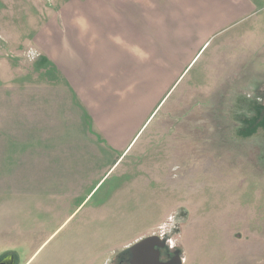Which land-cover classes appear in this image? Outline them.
<instances>
[{
  "label": "rangeland",
  "instance_id": "obj_1",
  "mask_svg": "<svg viewBox=\"0 0 264 264\" xmlns=\"http://www.w3.org/2000/svg\"><path fill=\"white\" fill-rule=\"evenodd\" d=\"M135 1L151 4L154 12L155 0ZM120 2L127 0H0V85L55 78L48 46L54 36L68 38V26L80 29L75 37L84 38L80 44L89 48L90 59L97 51L103 56L111 50L104 39L128 28L129 10ZM244 9L232 11L215 30L179 14L165 25H150V46L160 51L152 61L167 68L166 86L156 97L152 91L148 110L147 103L135 109L130 153L86 197L68 183H33L31 164L20 170L25 184L17 187L16 139L10 133L3 138L0 261L114 264L126 240L168 213L153 231L171 227L166 236L181 240L188 260L264 264V0H249ZM159 15L155 11L152 21ZM58 113L64 119L58 128L64 129L68 108ZM152 131L160 134L150 137ZM171 141L183 159L161 169V180L154 157L153 166L146 160L152 177L142 179L137 167L128 168L143 143L159 148ZM41 176L36 169L34 181Z\"/></svg>",
  "mask_w": 264,
  "mask_h": 264
},
{
  "label": "crops",
  "instance_id": "obj_2",
  "mask_svg": "<svg viewBox=\"0 0 264 264\" xmlns=\"http://www.w3.org/2000/svg\"><path fill=\"white\" fill-rule=\"evenodd\" d=\"M228 1L201 0L198 4L192 0H155L154 12L158 11L161 17H155L156 22L152 21L151 4L145 6L135 0L120 2L122 9L129 10L128 28L126 31L118 29L111 39H104L111 50L103 49V56L97 51L95 60L90 59L89 48L80 44L84 38L75 37L79 28L67 27L68 32H73L70 34L73 39L54 36L48 46L47 58L55 67V78L46 82L0 85V158L5 150L3 138L10 133L16 139V186L25 184L20 170L31 164L33 183L46 182L54 186L68 183V186L77 187L75 194L83 193L86 197L89 187L118 162L135 138L138 122L131 118L135 109L147 103L148 110L152 104V91L156 97L157 92L166 86L164 74L167 68L161 65L162 62L156 65L152 61V56L159 55L160 51H154L150 46L154 42L150 25H165L169 16L179 14L187 22L197 26L212 25L215 30L223 25V19L232 11H246L239 9L246 7L249 0ZM167 10L172 13L168 15ZM87 36L88 29L84 31V37ZM101 58L105 59L100 63ZM59 107L68 108V124L64 129L58 128L59 121L64 120L59 116ZM86 119L90 126L85 123ZM73 124L81 128L73 129ZM159 134L152 131L150 137ZM170 143L168 147L159 148L143 143L128 168L137 167L141 171L140 177L146 179L147 175L152 177L150 166L156 161V178L161 180V169L172 168L183 159L180 152L174 151V142ZM130 151L131 148L124 157ZM152 157L154 164L151 163ZM146 160L150 162L149 168ZM162 161L166 163L164 166ZM35 168L42 176L34 181ZM159 221L145 232L132 235L117 251L122 252L140 238L154 233ZM175 242L177 244V239ZM177 245L181 249V264H200L197 260L185 258L181 240ZM235 247L241 250L243 244ZM161 256H166L163 251Z\"/></svg>",
  "mask_w": 264,
  "mask_h": 264
},
{
  "label": "water",
  "instance_id": "obj_3",
  "mask_svg": "<svg viewBox=\"0 0 264 264\" xmlns=\"http://www.w3.org/2000/svg\"><path fill=\"white\" fill-rule=\"evenodd\" d=\"M164 239V237L162 238L155 233H151L131 244L128 249L137 253V258H139L137 264H181V253L177 249L170 251L166 247ZM162 250H164L165 254L174 252V257L167 260H161L160 255L162 254ZM142 251L143 253H148L149 259L147 258L148 256L146 257L142 254ZM0 264L4 263L0 261Z\"/></svg>",
  "mask_w": 264,
  "mask_h": 264
},
{
  "label": "flooded vegetation",
  "instance_id": "obj_4",
  "mask_svg": "<svg viewBox=\"0 0 264 264\" xmlns=\"http://www.w3.org/2000/svg\"><path fill=\"white\" fill-rule=\"evenodd\" d=\"M162 251H163V253H165L164 250H162ZM142 254L145 255L146 257L148 256L147 258L149 259L148 253H145V252L143 253V251H142ZM161 255H160L161 260H167V259L174 257V252H169L168 254H165L166 255L165 257H162ZM117 256L118 257H116L114 264H137V262L139 261L138 260L139 258H137V253L132 252L128 248H126L125 250L120 252ZM1 261L4 264H10L8 259H3Z\"/></svg>",
  "mask_w": 264,
  "mask_h": 264
},
{
  "label": "built area",
  "instance_id": "obj_5",
  "mask_svg": "<svg viewBox=\"0 0 264 264\" xmlns=\"http://www.w3.org/2000/svg\"><path fill=\"white\" fill-rule=\"evenodd\" d=\"M161 236H165L167 238V241L169 242V247L172 248L173 247V240L169 237H167L166 235L167 234H170L172 233V228L170 227L169 228H166L165 230L164 229H161L160 232H158Z\"/></svg>",
  "mask_w": 264,
  "mask_h": 264
},
{
  "label": "trees",
  "instance_id": "obj_6",
  "mask_svg": "<svg viewBox=\"0 0 264 264\" xmlns=\"http://www.w3.org/2000/svg\"><path fill=\"white\" fill-rule=\"evenodd\" d=\"M263 116V115H262Z\"/></svg>",
  "mask_w": 264,
  "mask_h": 264
}]
</instances>
